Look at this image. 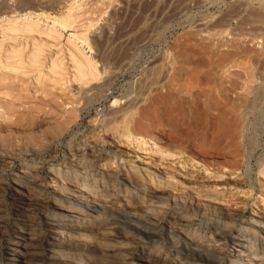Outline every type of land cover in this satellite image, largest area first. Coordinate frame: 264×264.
I'll use <instances>...</instances> for the list:
<instances>
[{"label": "rangeland", "instance_id": "obj_1", "mask_svg": "<svg viewBox=\"0 0 264 264\" xmlns=\"http://www.w3.org/2000/svg\"><path fill=\"white\" fill-rule=\"evenodd\" d=\"M71 1L0 0V24L4 17L15 19L29 13L40 25H50L46 14L52 16L64 10ZM76 3L80 5L75 11L77 18L61 31L56 41L44 42L37 37L40 43L44 42L46 62L55 56L63 60L64 78L53 81V77L45 75L46 63L38 78L35 70L25 64L13 69L6 65L9 60L0 58V180L10 185L0 195V264H16L5 249L15 238L20 239L26 217L33 226V236L46 238V230L35 211L41 205L18 204L15 200L12 186L20 184L14 180L15 174L18 171L34 174L39 170L37 166H41L34 179L44 193H65L59 189L62 183L63 188L82 187L79 181L65 182L46 172L48 168L69 172L79 169L69 148L77 141L79 132L84 135L83 143L103 144L109 160L119 153L123 163L134 162L164 179L169 177L175 186L186 185L193 197L213 194L223 210L235 212L231 222L216 215L208 225L232 227L233 235H241L239 242H232L229 236L217 239L203 223L196 230L194 226L179 229L181 237L176 249L186 240L197 241L217 254L212 264H255L234 258V248L240 245L249 247L257 260H264V238L251 228H244L245 218L238 213L245 208L264 214V0H77ZM79 35H87L90 48L83 51L96 61L100 72L97 81L86 85L73 79L67 60V39L79 44L73 39ZM35 36L22 37L16 46L26 43L24 46L29 48ZM0 43L4 50L9 44L1 32ZM187 90L190 98L185 96ZM132 98H135L133 108L128 111L131 133L123 134L121 124L116 132L106 130L107 120L120 118L119 113L110 111L123 108ZM143 106H146L144 115L138 116ZM95 178L98 195L110 198L116 190L110 189L111 181L99 175ZM44 193L40 195L42 198L47 196ZM124 193V189H119L114 195L127 199ZM182 212L185 216H201L187 202ZM102 234L107 249L119 248L112 244L117 233ZM67 239L57 234L53 243L60 242V250ZM149 243L135 248L130 262H139L149 255ZM19 244L27 245L24 239ZM37 249L43 254L50 251L42 246ZM71 252L75 259L69 264L84 260L83 252ZM163 257L165 264L183 262L173 249ZM53 258L28 256L22 264H57L51 262Z\"/></svg>", "mask_w": 264, "mask_h": 264}, {"label": "bare ground", "instance_id": "obj_2", "mask_svg": "<svg viewBox=\"0 0 264 264\" xmlns=\"http://www.w3.org/2000/svg\"><path fill=\"white\" fill-rule=\"evenodd\" d=\"M76 2L77 0L69 2L66 4L67 6H65L66 8L64 10L61 9V11H56L52 16L46 14L45 18L51 20L50 25H40L37 20L32 19L29 13H27V15L24 13L17 18L15 17V19L12 17H4L1 20L0 32L3 39L5 38L9 44L4 50L0 43L1 60H9V63L5 64L11 67L13 66V69L25 64V66L35 70L38 78L42 76V65L46 63L45 75L48 74L53 77V81L64 78L65 74L63 70L65 68L63 66V60H59L55 56L53 58H48L47 62L45 61L46 50L44 49V42L56 41L60 37L61 31L74 22L78 16L75 14V11L78 10L80 6ZM35 16H38V14ZM89 25H92V23L88 24V26ZM31 35H36V39L32 41L29 40V48L26 45L28 48L27 52L25 50L27 48L24 46L26 43L23 44L22 47L19 45L16 46V43L19 42L22 37L25 38ZM37 37H40L42 40L44 39V42L40 43ZM73 39L77 42L79 41V44L72 42L70 38L67 39V43L69 44V49H67V60L70 69H72L71 76L80 85H86L89 82L97 81L100 78L97 63L91 56L86 55L83 51L85 47L90 48L87 35L75 36ZM25 40H23V42ZM23 50L26 52L25 54ZM5 61H3V63ZM91 87L93 88V86ZM95 87L96 86H94V88ZM187 88L189 87L187 86ZM188 90L184 93L185 96L187 95V97L190 98L191 93ZM262 90H264V85L262 86ZM168 93L171 92L168 91ZM134 101L135 98H132L123 108H116L110 111V114L119 113L120 118L113 117L107 120L104 123L105 129L115 130L116 132L119 127L118 124H121L122 133H127V135H129V133H131L129 130L131 113L128 111L132 110ZM112 103H117V99H114ZM145 109L146 106L139 108L137 113L138 116H143ZM172 110L171 113H174ZM224 111L227 112L226 109ZM134 118V120L137 121L135 116ZM67 122H69V120ZM222 126H224V124ZM218 128L222 129L220 126ZM76 137L77 141L73 143L72 146H69V148H71L70 156H74V165L79 166V169H70L69 172L60 170L59 168L57 170L48 168L46 172L65 182L76 183V181H79L78 183L82 187L73 186V189L68 187L63 188L62 183L59 189L63 190L65 193H58L56 191L41 192L43 191L42 187L34 179L35 175L38 174L37 171L41 172V166H37L39 170H36V173L34 172L35 175L26 171H18L14 176V180L20 182L18 186H12L15 189L13 192L16 196L15 200L18 204L31 202L39 203L41 206H38L35 211H37L40 223L46 230V238L39 239L32 234L33 226L29 218L26 217L25 220H23L21 225L23 231L20 234V239L15 238V242L5 249V252L10 257L16 259V264H22L24 259L28 256L40 258L45 257V255L54 257L51 261L53 263L69 264L73 261L72 259H75V255L73 256L74 253L71 252L75 250L81 251L84 254V260L81 263L78 262V264H165L166 257H163V255L169 253L171 249L175 250V254H179L183 259V262L180 264H212L215 263L214 261L217 254L215 251L209 250L201 242L186 240L180 248H175L179 242V237H181L178 233L179 229L191 228L194 226V230H196V228H200L203 223H205L203 227L209 228L217 239L229 236L228 238L232 242H239L241 235H233L234 231L232 227H225L227 225L218 226L215 225V223L214 225H208L216 215L222 217L224 221L231 222L229 220H231L232 216L235 214V212L223 210L214 200L213 194L205 193L198 197H193L188 186H175V184L170 182L169 177L164 179L160 175L154 173V171L148 170L145 167H140L134 162L132 164H125L123 163V157L119 153H116V156H113V159L109 160L103 144L89 146L83 143L84 135L81 132L77 133ZM80 141H82V143ZM65 167H67V165H64V169ZM68 168L72 167L68 166ZM1 170L0 173L2 172ZM98 175L101 178L111 181L110 189H116L113 194L111 193L112 195L110 198H106L105 194L102 193L98 195L96 192L99 187L97 186V179L95 177ZM89 176L90 178H88ZM9 186V183H2L0 180V195L2 192L7 191ZM119 189H124V196L127 199L115 197L114 193H117ZM43 193L47 194L44 198L40 196L43 195ZM138 193L139 195H137ZM186 202L198 210L201 216L194 217L182 214V206L185 205ZM152 205L157 206L161 211H157L158 208H152ZM74 208L77 209L75 210ZM85 210L86 212L84 215L80 213ZM173 211L174 213L169 216ZM238 213L245 218V220L242 221V226L244 228H251L257 232L260 237L264 238V224H261L264 223L263 213H254L253 210L248 211L245 208L240 209ZM60 216V220L57 221ZM76 218H81L82 221H76ZM116 225H120V227ZM18 230L19 229H17V231ZM107 232L117 233L115 237L112 238V244L119 248L115 250L106 248L102 233ZM57 234L68 238L67 241L63 243L65 244L63 245L65 249H58L61 246L60 242L56 244L53 243V237ZM23 239L26 240V246H21L19 244ZM144 243L151 244V246H148L150 247L148 250L149 255H146L139 262H130L131 260L129 259L131 258L133 250ZM41 246L44 250L46 248L50 249L49 252L46 251L48 254H43L38 251L37 247L41 248ZM245 246L248 245L246 244ZM234 249L233 254L236 255L234 258L243 262L264 264V260H257L254 258L249 247L238 245ZM99 257H103V259Z\"/></svg>", "mask_w": 264, "mask_h": 264}]
</instances>
